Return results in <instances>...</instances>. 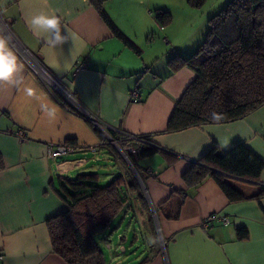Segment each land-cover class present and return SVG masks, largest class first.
Listing matches in <instances>:
<instances>
[{
  "label": "crops",
  "instance_id": "crops-1",
  "mask_svg": "<svg viewBox=\"0 0 264 264\" xmlns=\"http://www.w3.org/2000/svg\"><path fill=\"white\" fill-rule=\"evenodd\" d=\"M152 1L102 3L110 21L137 52L114 33L90 0H0V35L8 39L21 68L15 83H0L1 264H67L52 249L47 220L66 208L59 195L64 180L86 172L85 167H96L98 160L110 167L106 181L99 175L101 184L132 172L108 140L109 132L118 136L119 131L148 135L154 145L176 158L168 162L155 154L137 160L143 179H136L144 200L128 190L122 219L117 223L114 219L97 236L106 264H264V198L231 202L212 178L189 189L182 179L185 169L213 144L228 150L242 143L264 159V105L233 121L166 132L176 102L196 76L189 66L172 71L169 59L190 55L202 36L196 37L187 23L188 7L182 10L185 14L175 34L168 27L172 21L162 26L154 19ZM41 12H54L71 39L52 48L34 35L26 21ZM20 47L72 93L74 102L63 91L50 88L19 54ZM77 63L85 66L75 71ZM26 88L33 90L32 96ZM133 90L138 101L131 99ZM18 130L25 134L24 141ZM69 139L78 147L75 151L56 159L46 156L48 143ZM259 181L264 185V170ZM172 189L187 190V196L179 217L170 220L156 207ZM127 221L126 230H133V241L140 248L134 259L124 252L128 248L123 246L122 232ZM240 227L247 229V238L237 237Z\"/></svg>",
  "mask_w": 264,
  "mask_h": 264
},
{
  "label": "trees",
  "instance_id": "trees-1",
  "mask_svg": "<svg viewBox=\"0 0 264 264\" xmlns=\"http://www.w3.org/2000/svg\"><path fill=\"white\" fill-rule=\"evenodd\" d=\"M202 1L188 0V3L199 6ZM90 2L114 33L138 52L136 45L110 21L103 10V0ZM155 19L166 26L171 23L172 16L166 10L157 9ZM208 24L203 41L190 55H175L169 59L172 71L189 66L196 76L176 102L167 121L166 132L233 121L264 105V0H230L209 17ZM213 112L222 114L223 119L213 121ZM109 134L117 136L114 132ZM144 136L151 141L148 135ZM68 142L74 143L72 139ZM155 154H162L168 162L176 158L153 142L127 154L141 179L143 174L137 160ZM3 168L0 156V170ZM262 170L264 159L246 145L237 143L223 150L213 144L198 161L185 169L182 179L189 189L196 188L206 178H212L231 202L246 199L260 201L264 198V185L259 181ZM130 189L144 200L142 189L130 171L103 184L99 174L93 171L66 178L59 193L66 208L47 220L53 251L67 264H106L97 236L106 232L114 219L122 214L129 201ZM186 196L187 190L172 189L156 211L166 219H177ZM150 228L154 230L152 216ZM236 231L238 238L248 237L246 228L240 227ZM152 234L156 235L154 231ZM155 246L158 249V242ZM147 259L145 257L141 262Z\"/></svg>",
  "mask_w": 264,
  "mask_h": 264
},
{
  "label": "rangeland",
  "instance_id": "rangeland-1",
  "mask_svg": "<svg viewBox=\"0 0 264 264\" xmlns=\"http://www.w3.org/2000/svg\"><path fill=\"white\" fill-rule=\"evenodd\" d=\"M230 0H203L202 3L199 6H193L188 3V0H153L151 2V8L153 12V17L155 19V10L162 9L168 11L172 16V23L168 25V27H171V31L173 33H177L179 29V21L184 17V12L182 11L183 8L188 7V9L191 11V13L187 16V23L190 24V27L192 28L193 32L195 33L196 37L202 36V38H199V40L203 41L206 32L208 30L209 24L208 19L215 13L219 12ZM184 13V14H183ZM128 21V20H127ZM131 27H133L131 24H129ZM186 25V23H185ZM193 26V27H192ZM191 30V31H192ZM201 34V35H200ZM195 37V38H196ZM165 48V47H164ZM169 49V46L166 47V50ZM120 151V150H119ZM121 152V151H120ZM124 156V155H123ZM125 158V156H124ZM126 162L129 164V161L127 158H125ZM96 167H85L83 171L90 172L93 170V168L96 169L97 173L100 175L102 180H105L104 176L109 170V166L101 160H98L95 162ZM130 165V164H129ZM132 168V172L134 173L135 177L138 178V174L135 168H133L132 165H130ZM106 181V180H105ZM123 212L118 216L117 219H115V222H119L122 219ZM115 222L113 225H115ZM128 224V221L124 224V231L122 233L125 234L126 240L123 243V246L127 247L128 249L125 250L126 256L132 257L134 259L133 254L139 251L140 248L137 247L139 245H136L134 243V233L133 230H130L129 232L126 230V225ZM161 238V237H160ZM161 249L164 248V242L162 239H160ZM118 239L115 238V243H118ZM105 253V252H104ZM108 257V256H107Z\"/></svg>",
  "mask_w": 264,
  "mask_h": 264
},
{
  "label": "built area",
  "instance_id": "built-area-1",
  "mask_svg": "<svg viewBox=\"0 0 264 264\" xmlns=\"http://www.w3.org/2000/svg\"><path fill=\"white\" fill-rule=\"evenodd\" d=\"M1 22L3 23L2 20ZM2 26L6 28L5 25L2 24ZM18 50H19V54L30 64V66L45 79L46 83H48L50 88L63 91L64 94L67 96V98L74 102L75 99L72 93H69L68 91L64 90L61 87L58 80L46 69L44 65H42L40 62L35 60L34 55L28 49L20 47V49ZM84 66H85L84 63H77L75 71H78V69L83 68ZM130 96L133 101L139 100L138 93L135 90L130 92ZM16 134L20 140L24 141L26 139L25 134L21 130H18ZM118 134L120 135L116 137H111L109 135L110 138L108 136V140L121 151V153L125 156V158H127V160H128L127 157L128 153H133L139 150V148H141L145 144H152V142L149 141V139H147L144 135L141 134H131L125 131H119ZM122 140H125V142L123 143ZM120 143H123V145L120 146ZM77 148L78 147L71 142L55 143V144L48 143L46 145V156L50 159H56L58 157H62L66 154L75 151ZM86 148L91 151H96L97 149L96 146H87ZM211 219L212 217L208 218V220ZM223 223H227V218H223ZM2 260H3V254L0 253V264L2 263Z\"/></svg>",
  "mask_w": 264,
  "mask_h": 264
},
{
  "label": "clouds",
  "instance_id": "clouds-1",
  "mask_svg": "<svg viewBox=\"0 0 264 264\" xmlns=\"http://www.w3.org/2000/svg\"><path fill=\"white\" fill-rule=\"evenodd\" d=\"M26 23L33 34L42 37L49 47L56 48L71 39V33L66 28L62 30L61 19L54 12L33 15ZM20 71L17 56L10 48L8 39L0 35V83H15V76ZM25 91L28 96L33 95L31 88ZM211 119L218 122L223 119V115L213 112Z\"/></svg>",
  "mask_w": 264,
  "mask_h": 264
},
{
  "label": "water",
  "instance_id": "water-1",
  "mask_svg": "<svg viewBox=\"0 0 264 264\" xmlns=\"http://www.w3.org/2000/svg\"><path fill=\"white\" fill-rule=\"evenodd\" d=\"M108 136H109V135H108ZM109 138H110V136H109ZM133 168H134V167H133ZM138 179H139V181H141L140 178H139V176H138Z\"/></svg>",
  "mask_w": 264,
  "mask_h": 264
}]
</instances>
